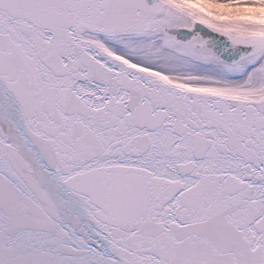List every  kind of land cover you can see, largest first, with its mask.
<instances>
[{
    "label": "snow or ice",
    "instance_id": "1",
    "mask_svg": "<svg viewBox=\"0 0 264 264\" xmlns=\"http://www.w3.org/2000/svg\"><path fill=\"white\" fill-rule=\"evenodd\" d=\"M0 264H264V0H0Z\"/></svg>",
    "mask_w": 264,
    "mask_h": 264
}]
</instances>
